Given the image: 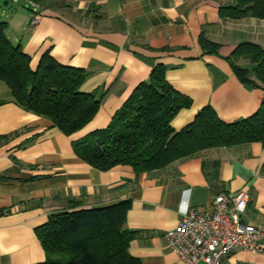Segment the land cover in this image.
<instances>
[{
  "label": "crops",
  "instance_id": "crops-1",
  "mask_svg": "<svg viewBox=\"0 0 264 264\" xmlns=\"http://www.w3.org/2000/svg\"><path fill=\"white\" fill-rule=\"evenodd\" d=\"M234 3L43 0L36 25L27 3L4 12L10 39L22 44L34 68L46 51L62 64L84 68L81 89L96 93L101 105L93 120L70 136L19 105L0 80V174L5 177L0 182V264L44 262L36 228L52 215L124 199L132 200L126 227L137 231L129 252L142 264H184L168 247L165 233L190 210H206L222 191H248L243 221L264 226L263 142L207 149L140 175L128 166L99 170L73 147V141L107 127L158 64L166 66L168 81L191 100L175 118L176 128L208 106L226 122L253 115L264 102V88L243 83L228 58L243 42L264 48V19L222 17V7ZM12 30L16 34L11 36ZM205 38L221 45L218 53L206 51ZM238 62L253 67L248 59ZM75 201H81L77 208ZM224 264H264V250L237 249Z\"/></svg>",
  "mask_w": 264,
  "mask_h": 264
},
{
  "label": "trees",
  "instance_id": "trees-1",
  "mask_svg": "<svg viewBox=\"0 0 264 264\" xmlns=\"http://www.w3.org/2000/svg\"><path fill=\"white\" fill-rule=\"evenodd\" d=\"M27 6L36 15L35 8L29 3ZM221 14L235 20L264 19V0H235L233 5L222 7ZM8 28L7 20L0 21V80L10 87L14 100L48 118L66 135L83 129L101 105L96 93L81 89L86 70L62 64L51 51H46L34 68L32 57L21 43L10 39ZM203 44L209 53H218L221 46L207 38ZM241 58L251 61L253 67L240 65ZM228 59L243 83L264 88V48L260 44L243 42ZM190 106L191 100L168 81L166 66L158 64L107 127L73 141L75 153L99 170L128 166L140 175L207 149L264 143V102L253 115L234 122H226L208 106L187 125L176 128L175 118ZM3 180L0 174V182ZM72 203L75 208L81 205V201ZM131 208L132 200L124 199L105 207L52 215L46 224L36 228L46 253V260L39 264H142L129 252L137 233L126 227Z\"/></svg>",
  "mask_w": 264,
  "mask_h": 264
},
{
  "label": "built area",
  "instance_id": "built-area-1",
  "mask_svg": "<svg viewBox=\"0 0 264 264\" xmlns=\"http://www.w3.org/2000/svg\"><path fill=\"white\" fill-rule=\"evenodd\" d=\"M28 3L37 11L32 20L36 25L42 11L35 1ZM250 200L246 190L219 192L206 210H190L165 233L168 247L179 254L184 264H224L237 249L263 251L264 226L243 221Z\"/></svg>",
  "mask_w": 264,
  "mask_h": 264
},
{
  "label": "rangeland",
  "instance_id": "rangeland-1",
  "mask_svg": "<svg viewBox=\"0 0 264 264\" xmlns=\"http://www.w3.org/2000/svg\"><path fill=\"white\" fill-rule=\"evenodd\" d=\"M7 1H9V3H6ZM33 1H35V0H33ZM26 3H27V0H0V21L6 20V18L4 16V14H5L4 12H10V11L16 9L17 7L20 8L22 5H24ZM13 32L16 34V30L15 31L12 30V33L10 32L11 36L13 35Z\"/></svg>",
  "mask_w": 264,
  "mask_h": 264
},
{
  "label": "water",
  "instance_id": "water-1",
  "mask_svg": "<svg viewBox=\"0 0 264 264\" xmlns=\"http://www.w3.org/2000/svg\"><path fill=\"white\" fill-rule=\"evenodd\" d=\"M6 3H7V2H6ZM6 3H5V4H6Z\"/></svg>",
  "mask_w": 264,
  "mask_h": 264
}]
</instances>
